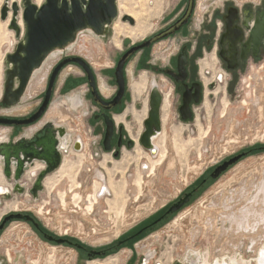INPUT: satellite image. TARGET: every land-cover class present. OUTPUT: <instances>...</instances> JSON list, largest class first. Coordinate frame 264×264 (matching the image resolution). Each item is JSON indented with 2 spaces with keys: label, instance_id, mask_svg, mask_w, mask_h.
Segmentation results:
<instances>
[{
  "label": "flooded vegetation",
  "instance_id": "obj_1",
  "mask_svg": "<svg viewBox=\"0 0 264 264\" xmlns=\"http://www.w3.org/2000/svg\"><path fill=\"white\" fill-rule=\"evenodd\" d=\"M168 14H173L170 20L149 33L145 32L140 38L133 40L126 36L128 40L126 43L123 41L120 52L109 64L99 65L100 68L94 64L89 50L87 55L78 49L77 38L71 46L48 55L49 58L54 53L49 63L51 67L46 71L43 84L31 93L28 89L34 72L23 88L20 80L14 79L10 97L7 96L4 74L0 95V195L26 192L33 200L38 199L40 193L47 189L46 180L63 165L65 155L85 148L84 139L68 124L67 115L63 113L67 110L74 116L71 108L75 106H84L86 115L90 116L82 127L91 135V142L100 144L103 152L114 157L122 156L126 149H134L138 142L141 144V135L137 139L133 137L127 124V114L133 111L132 108L137 109L136 104L133 107L129 102L137 97H145L144 113L147 115L153 94L159 99L161 131L155 139L162 138L166 125L171 129L182 128L193 135L200 128L210 130L212 124L209 125L208 121H211L213 113L208 112L217 105L224 104L226 109L230 104H239L251 115L252 106L258 103L262 106H256L257 111L262 109L264 112V0H177ZM125 53L128 56L122 68L121 84L117 70ZM86 65L92 70V79ZM77 87H82L81 93L68 96L70 88ZM116 98V103L111 105ZM226 113L223 111L221 114L223 120ZM121 115L123 117L117 120ZM107 116L114 123L109 150L105 148ZM252 119L259 126L260 134L253 132L257 140L208 165L200 179L187 184L178 199L190 193L189 203L203 186L215 182L249 156L252 148L264 147V131L261 130L264 116ZM243 152L241 159L218 177L212 176L217 166ZM52 157L59 158V165L50 171ZM42 174L41 187L35 193L36 181ZM178 199L159 210L156 218L141 220L117 239L97 247L77 237L53 232L30 210L32 208H13L0 214V226L12 213L30 218L7 220L0 229V248L5 242L2 235L6 227L13 221H19L26 223L28 232L34 234V239L42 247L41 253L46 252L45 247L54 246L71 248L73 252L75 249L79 257L105 258L125 249L127 256L118 264H149L156 251L140 253L152 243L140 244L151 236L149 234L155 228L188 204L168 213L169 207ZM58 239L64 241L59 242ZM0 264H13L9 251L0 252ZM154 264L165 263L160 260ZM170 264L183 262L173 259ZM214 264L229 263L217 260Z\"/></svg>",
  "mask_w": 264,
  "mask_h": 264
},
{
  "label": "rangeland",
  "instance_id": "obj_2",
  "mask_svg": "<svg viewBox=\"0 0 264 264\" xmlns=\"http://www.w3.org/2000/svg\"><path fill=\"white\" fill-rule=\"evenodd\" d=\"M16 1L19 2L21 7L20 12H22V0ZM43 1L44 0H42V2ZM176 1L177 0H120L122 3L121 9L123 13H121L119 18L114 22L111 31L107 34V36L98 37L93 33L94 37H97L96 39L103 44L105 54L108 59L107 64H109L118 52H120L123 41L126 43L128 40L126 36H130L133 40L138 39L145 34V32L149 33L153 30V28L170 20L173 17V14L168 13L171 11ZM4 2L5 0H2L0 4V20H2L1 7ZM129 10H135L138 12L136 18H134V24H131L128 20H123V16H125L127 14L126 12H129ZM22 22L24 28L23 19ZM9 23L8 29L13 32V35L11 44L9 45V43H5L2 46V53H4L2 61V77H4L5 74L6 55L14 51L16 45L22 38L21 35L17 36L16 32L9 28ZM115 24L117 26H115ZM117 28H121L122 30H117ZM85 33H89V30H86ZM87 39V34H79L77 43H79L80 46L78 49H82L81 51L87 55L89 52L88 50H94L96 53L97 48L93 43L88 42L89 40ZM96 67L100 68L101 66L96 65ZM66 70L63 74H65ZM81 89L82 87H77L75 89L70 88L68 96L80 94ZM144 100L145 97L142 96L129 102V105L134 107L136 104L137 107V109L132 108L133 111L127 114L128 128H130L131 135L136 139L144 130L143 122L147 116V114L144 113ZM229 108L235 112L234 118L240 120L241 122L251 117V115L252 118L257 115L253 107L251 115L247 113V111L245 112L244 109H241L239 104H230ZM224 110V104L217 105L213 107V109L209 110L208 113H213L211 121H208L209 125L210 123L212 124L211 129L209 130L207 127L197 129L194 135L189 131H184L182 128L171 129L169 125L164 127V131L160 137L165 138L166 135L170 134L171 139H173L171 141L176 140L177 143L180 144H178L179 146L173 148V155L175 154L174 161H176L177 164L174 162L172 167H168L166 166V163L168 162L166 160L156 175L152 174L149 169L147 174L150 173L151 175L149 174V176L151 177L148 178L147 188H145L141 192L142 194H140L142 195L140 198L142 201L136 203L133 201L138 198L136 195H139V193L133 192L134 179L136 178L141 165L147 160V156L151 152L149 150H145L139 142L134 149L124 150L122 156L120 157H114L111 153L103 152L100 144L91 142V135L88 134V131L82 127L83 124L87 123V119L90 117L89 115H86V109L84 106H75L74 108H71V111L75 116L74 120L68 121V124L74 127L77 134L82 136L86 144L85 148L78 153L76 151L74 153L66 154L64 163L60 170L53 173L51 176L54 177L53 179H55L57 183V176H59L60 173H63L64 170H66L65 174L77 175V172H79L80 159L83 157L82 153H85V158L91 157L103 175V178L101 179L102 181H99V178H97L98 186L106 184L107 189L109 188L108 194H103L100 197L102 198L101 211H103V220L108 223V226L99 224V226H96L95 228L92 223L88 222L86 226L87 230H79L78 221L80 220H77L73 224L72 231L67 232L72 221L76 219V215L73 217L71 213L60 212L58 206L61 203V199L58 189L60 186L68 184L71 185L73 183L72 181L75 182L76 178H74V176L72 178L66 176L64 184L55 186L52 190H50L49 186H47V189L42 191L40 193V197L36 200H33L32 196L26 192H12L7 195H0V214L9 212V210L13 209L14 205L17 203H25L27 206L42 204V206H45L46 210L52 209L53 215H49L52 216V220H48L42 213L40 214L35 209L30 210L33 211L53 232L63 236L70 235L77 237L80 240H83L84 243L94 247L107 244L130 230L141 220L156 218L160 214L158 213L159 210L178 199L181 192L187 185H185L180 192H177V188L182 184L185 178L191 175L192 163L195 164L201 158L204 159L214 154L213 152L217 150L215 143L217 144L218 142H221V140L223 141L225 132L227 131V122L225 118L223 120L221 117ZM122 117L123 115L117 116V120H120ZM255 123L256 122L253 120L252 124ZM241 125L243 126V124ZM80 127L81 129L79 130ZM261 127H263L261 130L264 131V122L261 124ZM155 140L158 142L159 139ZM255 140L257 139L253 137V130L248 131L245 141L242 144H238L235 139L229 140V142L231 141L237 144L233 149L224 153L220 159L233 153L234 151H238L241 148L249 146ZM160 148L162 150V147ZM263 154L264 151H261L251 153L249 156L244 157L236 165L225 172L218 180L208 186H203L193 200L186 204V206H184L180 211L170 216L163 224H161V226L155 228V230L149 234H157L152 242V245L140 250V253L144 254H147L149 250L156 251V255L151 259L149 264H154L155 261L160 260H162L165 264H170L173 259H180L183 264H191L192 259L199 258L198 255H203L201 257L202 259L200 258L199 264H202L204 260L208 261L210 264H214L217 260L221 262L226 261L229 264H232V258H234L237 264H243V260H246L249 264H257L256 259L258 255L256 251L252 250L253 243L250 239L248 241V238H244L241 246H238V243L235 242L226 243V237L224 236L216 239V235L212 233L205 235L202 229V223L199 224L200 228H197V231L193 234L190 228H188L185 224L179 225L176 222L182 216H193L195 218V214L198 215L203 212L204 216L207 215L208 211L206 204L209 202V197L213 196L219 189L223 188L224 185L236 177L239 172L244 171L245 168L250 165L251 160L253 161V159ZM206 169L207 167L195 174L190 182L201 177ZM49 181L46 180L47 185ZM1 209H3V211H1ZM200 218L201 217H198V219ZM83 224L86 225V222ZM220 225L221 224H219V226ZM33 236V233L28 232V226L26 223L13 221L3 232L2 239H4L5 242L3 243V247L0 248V252L3 253L4 251H9L12 256L13 264H102L103 261L106 259H112L114 256H118V258L120 257V261L116 263L118 264L127 256V253L124 252L126 250L121 249L118 253L105 257L106 259L93 257L87 258L86 256L79 257L77 251L74 249L73 254L69 257L54 259L49 258L48 260L44 259L43 256L41 257L42 247ZM30 241L33 242L32 245L29 244ZM260 247H264V242L259 245V251Z\"/></svg>",
  "mask_w": 264,
  "mask_h": 264
},
{
  "label": "bare ground",
  "instance_id": "obj_3",
  "mask_svg": "<svg viewBox=\"0 0 264 264\" xmlns=\"http://www.w3.org/2000/svg\"><path fill=\"white\" fill-rule=\"evenodd\" d=\"M117 1L121 14L123 13L121 9L122 3L120 2V0ZM35 2L37 3V5H40L42 0H36ZM126 13L131 15L133 18H136L138 12L135 10H129V12ZM21 17H22V12H20L19 23L23 27V22ZM9 21H10V17L7 19V21L0 20V95L2 91V61L4 58V53H2V46L5 43H9L10 45L13 35V32L8 29ZM115 26L117 25L115 24ZM117 30H122V29L117 28ZM81 34L84 35L87 34V38H88L87 40H89L88 42L93 43L97 48L96 53L94 50H89L90 55H92L93 57L94 64L96 65L107 64L108 59L107 56L104 55L105 50L103 44L98 39H96L97 37L96 38L94 37L92 31H89V33H85V31H83ZM52 55L51 57L54 58ZM55 56L58 57L57 55ZM51 57H49L50 59L47 57L48 59H46L42 67L34 71L28 89L29 93L35 91L43 84L46 71L48 72V70L51 67L49 66V63H51L52 61ZM256 106L261 107L262 105L256 103L254 106H252L255 109V113L257 114L255 116L259 115V118L261 119L264 116V112H262V109L261 111L260 110L257 111ZM224 111H227V113L225 114L226 115L225 120H227V126H226L227 131L225 132L223 141L221 140V142H218L217 144L215 143V147H217V150L213 152L214 154L204 159L202 158L200 160L198 159L199 161H197L195 164L192 163L191 175L183 180L182 184L177 188V192H180L182 188L191 181V179L194 177L195 174L199 173L202 169H204L208 165L216 162L224 153L233 149L237 143L242 144L245 141V138L249 130H253L255 135L260 134L258 131L259 130L258 123L257 124L255 123L256 125L252 124V121L254 119L248 118L245 121L241 122L240 120L234 118L235 112L230 108H226ZM63 113L65 116L67 115L68 118L67 120L69 121L74 120L75 116L69 115V111L67 110L63 111ZM241 124H243V126ZM157 137L158 135L153 137V143L157 149V152L155 154L151 153V155L147 156L148 157L147 160L141 165L140 170L136 178L134 179L133 192L139 193V195H136L138 198L133 202L138 203L142 201L140 199L142 195L140 194H142L141 192L145 188H147L148 178L151 177L149 176L150 173L147 174L149 169L152 174L156 175L158 170L161 168L162 165H164L166 160L168 161L166 163V166L168 167H172L174 165V162L175 164H177L176 161H174L175 154L173 155V148L179 146L180 144L177 143L176 140L171 141L173 139H171L170 134L166 135L165 138L159 139L162 142L159 140L157 142L155 140V138ZM231 139L237 140V143L231 141L229 142V140ZM160 147H162V150ZM82 154L83 157L82 159H80L79 172H77V175L65 174L66 170H64L63 173H60V175L57 176V181H58L57 183L55 179H53L54 178L53 176H50L47 179L48 181L50 180L48 182V186L49 189L52 190L55 186L63 185L66 176H68L69 178H72L74 176V178H76V181L75 182L72 181L73 183L71 185L68 184L65 186H60L58 189L61 199V203L58 206L60 212L71 213L73 217L76 215L75 217L76 219L72 221L71 226L70 228L68 227L69 229L67 230V232L72 231L73 224L77 220H80L78 221L79 230H87L86 226L88 222L92 223L93 226H95V228L96 226H99V224L103 226H108V223L104 222L103 220V211H101L102 198L100 197L105 192L108 193L109 188L107 189L106 184H103L102 186H98L97 178H99L98 179L99 181H102L101 179L103 178V175L99 170L98 166L95 164V161L91 157L85 158L84 157L85 153ZM98 191H99V195H98ZM25 207L35 209L40 214L42 213L48 220H52V216H49V215H53L52 209L46 210L45 207L42 206V204L27 206V204L25 203H17L14 205L15 209H23ZM206 208L208 211L207 215L204 216V212H203L198 215L195 214L196 216L195 218L193 216L190 217L182 216L180 219H178L176 223L179 225L185 224L188 228H190L193 234L195 233V231H197V228H200L199 224L202 223L203 224L202 229L205 235H207L208 233H212L216 235L215 236L216 239L218 237L224 236L226 237L225 240L226 243L235 242L238 243V246H241L244 238H248V241L250 239L253 243L252 250L256 251V253L258 254L259 251L258 247L262 242H264V154L260 155L259 157H256L255 159H253V161L251 160L250 165L246 167L244 171L239 172L236 175V177L231 179L229 183L224 185L223 188L219 189L213 196L209 197V202L206 204ZM1 211H3V209ZM198 217L201 218L198 219ZM84 222H86V225L83 224ZM219 224L221 225L219 226ZM156 235L157 234H152L145 241H142V243L140 242L141 243L140 246H143L144 244L148 245L152 243ZM44 249L46 252L41 253V256H43L45 259L69 257L73 254V250L71 248L69 249V248L50 246L48 248L45 247ZM202 256L198 255L199 257L198 259L191 258L192 259L191 264L193 263L199 264L200 258ZM119 261H120V257L118 258V256H114L112 257V259H106L105 261L102 262V264H116ZM256 262L257 264H264V247H261ZM231 263L232 264L236 263L234 258L231 259ZM242 263L249 264L246 260H243ZM203 264H210V263L204 260Z\"/></svg>",
  "mask_w": 264,
  "mask_h": 264
},
{
  "label": "water",
  "instance_id": "obj_4",
  "mask_svg": "<svg viewBox=\"0 0 264 264\" xmlns=\"http://www.w3.org/2000/svg\"><path fill=\"white\" fill-rule=\"evenodd\" d=\"M22 19L24 28L19 23L21 7L16 0H5L1 7V19L10 17L9 28L21 35V40L13 52L5 57V78L7 82V96L13 94L14 79L20 80L21 88L27 85L33 72L42 67L48 55L56 50L64 49L73 44L80 33L89 30L97 36H106L110 32L112 23L119 18L120 10L117 0H44L40 5L34 0H22ZM11 15V16H10ZM187 14L185 15V17ZM123 20L135 23V19L126 14ZM181 20L177 23L181 24ZM177 25L175 27H177ZM128 56L125 53L119 61L117 74L122 84V68ZM92 79L93 74L89 65L85 66ZM117 98L111 102L116 103ZM107 135L105 148L110 149V135L113 132V120L106 117ZM161 131V114L159 99L153 94L150 100V110L144 120L140 142L144 149L155 154L157 149L153 143V137ZM132 145V141H130ZM245 153H239L229 160L217 166L213 177H218L230 165L237 162ZM8 163V161H7ZM59 165V158L52 157L49 170L53 171ZM42 174L36 181L35 193L41 187ZM190 193H186L174 202L168 209L169 212L180 210L189 201ZM12 218H27L21 213H12L5 217L4 223ZM59 242L64 241L58 239ZM92 253V252H91ZM100 253V252H98ZM91 255V254H90Z\"/></svg>",
  "mask_w": 264,
  "mask_h": 264
},
{
  "label": "trees",
  "instance_id": "obj_5",
  "mask_svg": "<svg viewBox=\"0 0 264 264\" xmlns=\"http://www.w3.org/2000/svg\"><path fill=\"white\" fill-rule=\"evenodd\" d=\"M264 147L261 146H255L254 148H252L251 153H256V152H260L261 150H263Z\"/></svg>",
  "mask_w": 264,
  "mask_h": 264
},
{
  "label": "built area",
  "instance_id": "obj_6",
  "mask_svg": "<svg viewBox=\"0 0 264 264\" xmlns=\"http://www.w3.org/2000/svg\"><path fill=\"white\" fill-rule=\"evenodd\" d=\"M146 150V149H145ZM103 189V188H102ZM102 189H101V191H102Z\"/></svg>",
  "mask_w": 264,
  "mask_h": 264
}]
</instances>
